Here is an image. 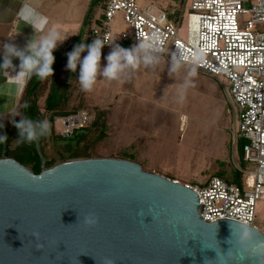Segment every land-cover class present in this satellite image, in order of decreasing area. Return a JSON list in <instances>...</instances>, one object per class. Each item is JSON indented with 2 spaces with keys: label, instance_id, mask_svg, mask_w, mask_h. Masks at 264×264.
<instances>
[{
  "label": "water",
  "instance_id": "1",
  "mask_svg": "<svg viewBox=\"0 0 264 264\" xmlns=\"http://www.w3.org/2000/svg\"><path fill=\"white\" fill-rule=\"evenodd\" d=\"M33 145L37 174L1 144L0 264H264V234L234 220L202 221L185 184L113 157L46 167ZM90 213L94 226L84 223ZM239 225L253 236L247 251Z\"/></svg>",
  "mask_w": 264,
  "mask_h": 264
},
{
  "label": "built area",
  "instance_id": "2",
  "mask_svg": "<svg viewBox=\"0 0 264 264\" xmlns=\"http://www.w3.org/2000/svg\"><path fill=\"white\" fill-rule=\"evenodd\" d=\"M100 1L84 33L88 43L100 38L109 44L103 49L113 42L128 48L158 32L167 54H187L186 68L193 56L202 57L197 72L222 86L234 122L232 143L243 140L242 158L252 168L241 171L240 185L217 176L204 185H185L197 195L202 221L229 219L258 229L255 208L264 201V0H183L175 23L153 3ZM183 18L185 39L178 34ZM93 118L88 110L63 116L60 132L69 135L89 126ZM260 231L264 234V228Z\"/></svg>",
  "mask_w": 264,
  "mask_h": 264
},
{
  "label": "crops",
  "instance_id": "3",
  "mask_svg": "<svg viewBox=\"0 0 264 264\" xmlns=\"http://www.w3.org/2000/svg\"><path fill=\"white\" fill-rule=\"evenodd\" d=\"M138 2L143 6L153 3L165 13L167 20L173 23L177 21V13L182 4V0H138ZM26 3L35 8L42 16L47 17L48 23L44 27L45 31L48 29L59 31L61 38L67 36V39L63 43H70L82 31L83 21L90 0H0V48H2L4 42L12 39V42L23 47L26 41L35 34L33 27L27 25L24 19L21 18L20 9ZM96 10L97 8L95 11ZM94 14L95 12L93 15ZM110 50L111 48L102 49V51L108 52ZM0 63H2V52H0ZM13 63L18 65L19 60H14ZM169 66L168 61L165 59L159 65L146 69L147 71H142L144 67L141 66L130 75L125 74L122 79L123 83H126V86L123 84L124 89H121L120 86L117 90L119 94L113 99L117 104V108L110 107L107 113L105 110L96 109V111L103 112V122L105 124L102 137L103 144L110 143L114 140L117 142L116 150L111 148L113 149L111 153L115 151L113 152L114 156L119 154V158L131 160L138 164L143 162L142 164L145 163L144 170L160 174L168 179L171 178V180H177L175 179L176 176L168 174L153 164L151 161L153 158V151L159 148L158 145H160V141H162V139L159 141L158 138L163 135L162 138L167 139V137H165L168 131L166 125L167 117H170L173 122H176L180 128L184 120L190 118V116L197 118L200 113L190 114L184 109L185 104L179 103L180 101L183 102L184 99L181 100L175 91V82L172 79L174 73L170 74ZM183 71L189 74L190 69L185 67L181 69V72ZM196 75L208 77L217 85V90L223 93L222 86L216 80L199 72H196ZM28 80L29 79L15 82L8 73L0 72V118L15 111L16 107L21 102ZM117 83L122 85L119 81H117ZM140 84H145L143 90L139 89ZM176 84L178 85L179 83ZM185 84L189 85V83ZM129 85L133 86L130 87ZM132 90L134 92L142 91L143 97L141 101L148 110V112L144 111V116L147 117V119L143 122L146 123V126L141 130L136 125L138 121L137 115L140 114H129L125 109H121L123 102L126 100L125 98H129L132 101L136 98L133 97V94H130L133 93ZM176 96V100H179V102H174ZM217 103L218 110L214 117H212L213 119L209 118V115L205 117V124L207 127L204 126V130L201 132L202 137L205 135L209 140L213 139L212 150L204 148L200 156L201 163L213 166V173L203 174L201 183H197L198 185H204L210 176H217L231 183L234 179L235 172L238 171L242 175L241 171L244 170L241 166L235 164L233 166L231 164V158L234 152L237 154L239 161V156L235 148L236 140L232 143L233 146L230 154V149L226 143L227 139L223 133L222 127L223 107H221L220 100H218ZM175 108H181V110L174 111ZM155 122L159 123V125L156 129H153L150 125L152 123L155 124ZM199 133L196 134L199 136ZM196 138L197 137H195V139ZM162 144H164V142ZM245 163L243 158L241 163L239 161L240 165ZM231 170L233 172H231ZM255 225L258 230L264 228V201H259L256 204Z\"/></svg>",
  "mask_w": 264,
  "mask_h": 264
},
{
  "label": "rangeland",
  "instance_id": "4",
  "mask_svg": "<svg viewBox=\"0 0 264 264\" xmlns=\"http://www.w3.org/2000/svg\"><path fill=\"white\" fill-rule=\"evenodd\" d=\"M178 34L181 38L185 39L186 35L184 18L182 19ZM108 53V51H102V65L106 64L104 57L107 56ZM86 54V52L82 53V56ZM66 64L67 61L55 70L53 78L48 77L44 81L46 87L48 86L51 80L55 81L60 87L64 86L62 90L65 93V97L64 101L61 103L59 110L65 111L66 113L75 111L77 112L79 110H88L90 112H93L94 114L96 109L105 110L107 113L109 112L110 107L117 108V104L115 101H113V99L116 98V96L119 94V92L117 91L118 88L121 86V89H124V85L126 86V83H122V85H119L117 81H106L104 79H99L91 92H84L81 90L80 85L78 83L77 74L79 72V67L77 69V73H73L67 70ZM146 69L147 68H143L142 71H147ZM172 79L175 82V91L178 95L180 85L189 83V85H186V92L183 98L184 101L179 102V100H176L178 96L177 95L174 99V102L178 101L180 104H185L184 109L187 110L190 114H198L199 112L200 115L198 114L199 117L197 118L190 116V118H187L183 121L182 126L180 128L176 122H173L170 117H167L166 125L168 131L165 135L167 139H163V135L158 138L159 141L161 139L162 141H160V145H158L159 148L153 151V158L151 161L156 167L162 169L163 171L167 172L172 176H176L175 179H177L179 183L194 185L199 182L201 183L203 174L205 175L213 173V166L200 162V156L203 153L202 150H204V148H209L212 150L211 147H213V139L209 140L207 137H205V135L204 137H202L201 132L202 130H204L203 127L206 126L205 117L207 115H209V118L214 117L216 111L218 110V100H220L221 107H223L222 127L223 133L227 139L226 143L228 144V148L230 149V154L233 146L232 140L234 132V122L231 114L227 112L228 105L224 92L220 93L217 90V85H215V83L212 82L208 77H203L201 75L190 76L188 73L180 71L178 74L174 73L172 75ZM176 83L179 84L177 85ZM129 86L132 87L133 85ZM139 87V89L143 90L145 88V84H140ZM141 90L139 92H134L132 90L133 93L130 94H133V97L136 98L133 99V101L129 98H125L126 100L121 106V109H125L129 114H140L137 115L138 121L136 124L140 130L144 129L146 126V123L143 122L147 119V117L144 116V111L148 112L147 107L145 106V104L143 105L141 101L143 97V93ZM46 91L47 90H45V93ZM43 99L44 97H42L40 94L37 97L36 103L39 108V112L42 113L43 116L46 118L48 115L43 110ZM179 109L181 110V108ZM179 109L175 108L174 111H179ZM61 117L63 116H56L54 118V134H61V126L59 122V119ZM158 125L159 123L155 122V124L152 123L150 127L156 129ZM196 133H199V136ZM15 134L16 132H13V136L10 138L9 145L11 151L13 150L16 144L14 142L16 140ZM195 137L197 138L195 139ZM163 142L164 144H162ZM116 144L117 142L115 140L111 141L110 143L103 144L102 139H99V137H97V130H92L88 134L85 141H83L78 147H73L71 149L73 153H76V157L68 159H79L87 157L119 158V154H116V156L113 155V152L115 151L111 153V150H116ZM43 149L47 160H55L53 164L62 161L60 160V155H65L64 147L57 143V141H55L51 137H48L47 140L44 141ZM142 163L139 165L144 169L145 163ZM231 164L233 166L234 164L237 166H241L244 170L252 168V165L248 163L240 165L237 158V154L235 152L232 155ZM231 172L233 171L231 170Z\"/></svg>",
  "mask_w": 264,
  "mask_h": 264
},
{
  "label": "clouds",
  "instance_id": "5",
  "mask_svg": "<svg viewBox=\"0 0 264 264\" xmlns=\"http://www.w3.org/2000/svg\"><path fill=\"white\" fill-rule=\"evenodd\" d=\"M21 18L27 25L33 27L35 34L29 38L23 47L18 46L12 40L4 42L0 52H2V63L0 72L8 73L15 82L25 81L33 76L41 80L52 77L54 74L53 65L55 63L54 51L62 44L67 36L61 38L59 31L48 29L47 17L42 16L30 4H24L20 9ZM105 42L96 38L91 43L81 41L75 45L67 55V70L77 73L78 83L84 92H91L99 79L106 81H119L123 83L122 77L131 74L143 66L150 69L159 65L165 60L167 50L164 41L158 32L151 33L147 38L138 39L131 47L125 48L113 42L110 44L111 50L104 57L106 64H101L102 49ZM87 53L82 56V53ZM180 55L175 53L167 54L170 56L169 72L178 74L181 69L186 67L187 54L179 50ZM19 60L15 65L14 60ZM202 57L197 54L191 58L189 75L195 76L197 65ZM179 98L183 100L186 92V84H181L178 90ZM13 126L18 130V137L14 141L17 144L37 142L51 134L52 126L47 120H33L27 116H21L19 121L12 120ZM3 124H0V128ZM7 135H0V144L7 142ZM98 222L94 214L84 217L86 226H94ZM253 240L252 233L243 225H239L237 242L245 251ZM105 264H113L111 259H105Z\"/></svg>",
  "mask_w": 264,
  "mask_h": 264
},
{
  "label": "trees",
  "instance_id": "6",
  "mask_svg": "<svg viewBox=\"0 0 264 264\" xmlns=\"http://www.w3.org/2000/svg\"><path fill=\"white\" fill-rule=\"evenodd\" d=\"M100 0H90V3L87 8V12L83 21L82 31L81 33L73 39L70 43H63L57 47L54 51L55 56V63L53 65L54 72L55 70L64 64L67 61L66 53L70 52L75 45L80 43L81 41L87 40L84 39V33L88 25L90 24L91 17L95 12V9L98 8L100 5ZM122 47L125 45L120 44ZM54 75V74H53ZM50 78H53V76ZM45 79L41 80L38 77L33 76L28 80L25 86L24 94L21 99V102L16 107L15 111L11 114L3 116L0 118L1 124L3 127L1 128V135H7L8 139L6 144L9 146L10 138L13 136V132H16L15 139L18 137V130L13 126L12 120L16 119L19 121L21 116H27L33 120H44L47 119L52 126L51 134L48 137H51L57 143L64 147L65 155H60V160H67L68 158L76 157V153H73L71 149L73 147H78L85 139L87 138L88 134L92 130H97V137L99 139L103 137V131L105 130V124L103 122V112L95 111L94 118L91 124L85 128L74 130L68 136H63L62 134H54L53 132V122L56 116H67L69 114L75 112H68L59 110L61 103L64 101L65 93L62 90L64 86L60 87L55 81L51 80L46 87ZM47 88V89H46ZM45 90L46 93H45ZM45 93V94H44ZM41 94L43 99V110L47 113V117L45 118L42 113L39 112V108L37 106V97ZM42 138L39 140V144L41 147L42 152L44 153L43 143L47 138ZM242 144L243 140L236 139L235 141V148L239 156L240 163L242 162ZM0 152H1V144H0ZM8 156L14 158L19 163L28 166V168L35 174L39 173L40 168V161L39 158L34 150L33 143H23V144H15L13 150H8ZM87 157V156H86ZM88 158V157H87ZM55 162L54 159H50L45 161L46 167L53 165ZM242 182V175L240 172L236 171L234 179L231 183L236 185H240Z\"/></svg>",
  "mask_w": 264,
  "mask_h": 264
}]
</instances>
